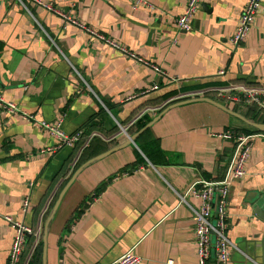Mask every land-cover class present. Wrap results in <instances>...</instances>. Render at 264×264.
<instances>
[{"label": "crops", "instance_id": "crops-1", "mask_svg": "<svg viewBox=\"0 0 264 264\" xmlns=\"http://www.w3.org/2000/svg\"><path fill=\"white\" fill-rule=\"evenodd\" d=\"M43 1L164 75L32 2L0 0V94L38 120H64L68 135L87 133L83 146L42 154L57 141L0 113V264L8 263L15 240L3 217L44 229L53 200L79 169L49 225L45 264H113L130 252L140 264H199L192 208L201 201L189 197L186 204L180 195L198 181L228 177L235 145L219 137L228 130L248 132L253 144L247 177L229 178L231 264H264V222L254 212L264 198V131L252 125H264V113L229 98L242 86L264 93V5L234 48L230 40L249 0H203L191 33L176 24L188 0H145L138 9L128 0ZM153 85L160 90L146 94ZM173 92L177 98L165 102ZM177 100L190 102L152 126L157 147L145 143L151 158L137 140L128 144L140 118L153 121ZM141 158L146 164L137 165Z\"/></svg>", "mask_w": 264, "mask_h": 264}, {"label": "built area", "instance_id": "built-area-1", "mask_svg": "<svg viewBox=\"0 0 264 264\" xmlns=\"http://www.w3.org/2000/svg\"><path fill=\"white\" fill-rule=\"evenodd\" d=\"M19 1L21 2L22 0ZM27 1L42 7L50 13L59 15L63 19L65 25H72L79 28L86 34L90 35L93 40L108 45L122 56L129 57L138 63L150 67L159 75H164L159 67L139 57L136 53L131 52L126 47L109 39L93 28L82 24L72 13L65 14L55 7L54 4L45 3L43 0ZM128 1L131 3L133 9L146 8L148 6V3L145 0ZM202 1L203 0H188L184 13L176 20L179 31L183 33H191L193 31V20ZM262 5H264V0L248 1L241 14L240 22L235 34L230 40V43L234 48L240 47L245 41L246 37L252 30ZM220 74L224 75L225 73L221 71ZM159 90V85H153L148 91H146V94ZM229 98L230 100L245 104L249 107L258 108L264 113V93L260 89L242 86L238 90V94L229 95ZM0 113L3 117H6V119L9 120L19 117L27 122L33 123L45 134L57 141V144L54 147H48L45 150H42V154L55 153L62 150L64 147H75L83 139L81 133L77 135H68L63 127L64 120H58L53 123L38 120L34 115L21 111L16 103L6 100L1 94ZM219 137L230 141L235 145V154L229 167L228 177L223 182L218 183L198 181L190 187L184 196L180 195L182 201L186 204H188L187 199L189 197L197 198L201 201V207L199 210L190 206L194 211L196 218L194 237L197 244L199 264H231L232 248L234 247V243L228 236L231 184L232 180H242L247 177L248 170L246 166L253 149V144L251 142L252 137L245 133L228 130L219 135ZM230 177L232 180H229ZM30 187H34V183H31ZM30 206V198H26L23 202V212L25 214L28 213ZM3 218L15 231V240L7 264H22V258L26 252L28 237H34L35 239V243L29 256L30 258L34 249L44 236V229L43 227H40L38 230H34L22 221L13 220L9 216ZM141 261L142 259L140 257L130 252L122 256L113 264H140ZM170 264L173 263L170 262Z\"/></svg>", "mask_w": 264, "mask_h": 264}, {"label": "trees", "instance_id": "trees-1", "mask_svg": "<svg viewBox=\"0 0 264 264\" xmlns=\"http://www.w3.org/2000/svg\"><path fill=\"white\" fill-rule=\"evenodd\" d=\"M72 26V25H71ZM75 27V26H74ZM77 28V27H76ZM79 29V28H78ZM82 31V30H81ZM84 34H86L84 31H82ZM87 36L91 37L90 35L86 34ZM99 42V41H97ZM102 43V42H100ZM103 44V43H102ZM177 93L176 92H173V93H170L166 96H164V101L166 102L167 100H169L170 98H173L174 96H176ZM179 102H182L181 100H177L175 102H172L170 104H167L166 107H164L162 110H161V113L167 109L168 107H170L171 105H174L176 103H179ZM108 109L112 110L113 111V107L111 105H108L106 104ZM152 122V118L149 116V115H144L142 118H140L137 123L135 124L134 128L131 129L129 132L132 134V135H136L138 134L141 130H143L148 124H150ZM264 123V122H262ZM242 132V131H241ZM243 133V132H242ZM248 132H245V134H247ZM249 134V133H248ZM87 133H84V137L82 139V141L77 145V146H83V144L85 143L86 140H84V138H87ZM137 142H138V145L141 147L142 151L144 153H146L148 155L149 158H151L149 156V154L147 153V146L145 145V143H147L148 145L152 144L154 145L153 147H157V141L154 140L153 136H151V130H147L144 134H142L138 139H137ZM141 164H146V162L141 158V160L137 163V165H141ZM136 166H130L128 168L125 169V171L127 170H135L136 169ZM106 184H102L100 189H99V192L101 190H103L105 188ZM58 199H54L51 206H50V209L47 213V215L45 216V221L47 220V217L49 215V212L51 210L54 209L56 203H57ZM81 212V210H79L77 212V214H79ZM44 237V236H43ZM43 237L41 239V241L38 243L37 247L34 249L31 257L29 258L30 256V253H31V250H32V247L35 243V239L34 237H28V240H27V245H26V252L24 253V256L22 258V264H42L43 262V256H44V243H43ZM29 258V260H28Z\"/></svg>", "mask_w": 264, "mask_h": 264}, {"label": "water", "instance_id": "water-1", "mask_svg": "<svg viewBox=\"0 0 264 264\" xmlns=\"http://www.w3.org/2000/svg\"><path fill=\"white\" fill-rule=\"evenodd\" d=\"M205 101H208V102H212L210 101L209 99H205ZM188 102L190 101H187V102H179V103H176L174 105H171L170 107H168L167 109H165L162 113H160V115L154 119L150 124H148L143 130H141L138 134H136L135 136L131 137L130 138V141L128 142V144H131V143H134L137 138L144 134L147 130L151 129L152 126L158 122L163 116L165 113H167L169 110L173 109V108H176L178 106H182L184 104H187ZM253 126H255L258 130H261V131H264V125H259V124H252ZM116 150L118 149H115L113 151H110L108 154L112 153V152H115ZM80 171L81 169H79L73 176V178L71 179V181L69 182V184L65 187V189L63 190V192L61 193V195L59 196V199L48 219V221L46 222L45 226H44V237H43V243H44V264H45V261H46V252H47V235H48V229H49V225L52 221V219L54 218V215L56 213V211L58 210L59 206H60V203L62 201V198L64 196V194L66 193V191L68 190V188L72 185V183L75 181V179L78 177V175L80 174ZM254 212L255 214L257 215V217H259L263 222H264V198L260 201H256V203H254Z\"/></svg>", "mask_w": 264, "mask_h": 264}, {"label": "rangeland", "instance_id": "rangeland-1", "mask_svg": "<svg viewBox=\"0 0 264 264\" xmlns=\"http://www.w3.org/2000/svg\"><path fill=\"white\" fill-rule=\"evenodd\" d=\"M174 97H176V96H174ZM179 97V96H178ZM177 98V97H176Z\"/></svg>", "mask_w": 264, "mask_h": 264}]
</instances>
